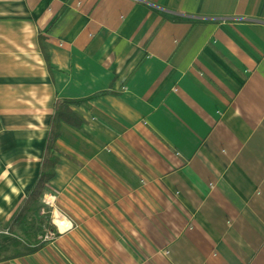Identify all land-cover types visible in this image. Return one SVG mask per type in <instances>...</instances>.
I'll list each match as a JSON object with an SVG mask.
<instances>
[{
  "label": "crops",
  "instance_id": "0c3cea01",
  "mask_svg": "<svg viewBox=\"0 0 264 264\" xmlns=\"http://www.w3.org/2000/svg\"><path fill=\"white\" fill-rule=\"evenodd\" d=\"M0 264H264V0H0Z\"/></svg>",
  "mask_w": 264,
  "mask_h": 264
},
{
  "label": "trees",
  "instance_id": "16d2710c",
  "mask_svg": "<svg viewBox=\"0 0 264 264\" xmlns=\"http://www.w3.org/2000/svg\"><path fill=\"white\" fill-rule=\"evenodd\" d=\"M65 104L66 103L58 102L55 107V114L52 122L51 132L48 138L46 151L41 165L40 176L36 181L35 187L27 198L26 204L24 206L26 212L31 210V207L34 204L38 203L41 195L47 191L48 183L54 177V167L57 163V160L53 157V153L56 152L54 148V141L58 136V128L60 122H69V119H76L75 116L66 109Z\"/></svg>",
  "mask_w": 264,
  "mask_h": 264
},
{
  "label": "built area",
  "instance_id": "2783aa9c",
  "mask_svg": "<svg viewBox=\"0 0 264 264\" xmlns=\"http://www.w3.org/2000/svg\"><path fill=\"white\" fill-rule=\"evenodd\" d=\"M51 198V197H49ZM53 207V201L52 199H48V198H43V202L41 203V207L37 210L36 212V218H40L41 220V223L43 224V227L41 228V235L40 237L38 238V243L39 244H52L56 239H58V237L62 234L60 232V235H57V232L56 231H51L48 229V222L45 221L46 217H49V212L47 209L49 208H52ZM53 215V214H52ZM59 220L58 217H53L52 218V221H55L57 222ZM58 224V223H56ZM62 225V223H59V225ZM63 226V225H62ZM59 232V231H58Z\"/></svg>",
  "mask_w": 264,
  "mask_h": 264
},
{
  "label": "rangeland",
  "instance_id": "374dc122",
  "mask_svg": "<svg viewBox=\"0 0 264 264\" xmlns=\"http://www.w3.org/2000/svg\"><path fill=\"white\" fill-rule=\"evenodd\" d=\"M42 202H43V200H42ZM51 231H53L54 232V229H53V227H52V230ZM42 232V231H41ZM57 235H60V232H57ZM62 235V234H61ZM48 244H40V246L37 248V249H41L43 246H47ZM37 249H35V250H37Z\"/></svg>",
  "mask_w": 264,
  "mask_h": 264
}]
</instances>
